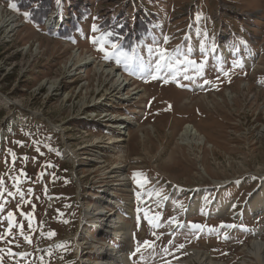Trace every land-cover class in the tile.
Instances as JSON below:
<instances>
[{"label": "rangeland", "instance_id": "1", "mask_svg": "<svg viewBox=\"0 0 264 264\" xmlns=\"http://www.w3.org/2000/svg\"><path fill=\"white\" fill-rule=\"evenodd\" d=\"M0 10L17 30L0 29V264H259L264 0H52L42 24ZM119 13L149 19L130 50L105 28Z\"/></svg>", "mask_w": 264, "mask_h": 264}, {"label": "trees", "instance_id": "2", "mask_svg": "<svg viewBox=\"0 0 264 264\" xmlns=\"http://www.w3.org/2000/svg\"><path fill=\"white\" fill-rule=\"evenodd\" d=\"M14 2L15 7L20 11H28L29 20L36 23L42 24L45 18L50 14L52 9V0H11ZM83 6H79L75 12V18H71L69 25L67 26V31L60 30V35L67 37L71 34V31L77 28V22L79 19L83 18L82 15ZM79 15L80 18H77ZM85 14L84 18H87ZM128 14L119 13L115 16L114 20L111 21L105 18V28L110 29L112 32L111 39L113 41H118L121 39L123 49L130 50L134 41L141 38L142 33L145 31L144 27L149 22L147 17L138 15L135 17L133 27H131V22L128 19ZM0 110V115L2 114Z\"/></svg>", "mask_w": 264, "mask_h": 264}, {"label": "bare ground", "instance_id": "3", "mask_svg": "<svg viewBox=\"0 0 264 264\" xmlns=\"http://www.w3.org/2000/svg\"><path fill=\"white\" fill-rule=\"evenodd\" d=\"M13 23H14V20H11V18H9V17H4L3 16V11L0 10V29H4L8 25H11L10 26V32L17 31V30H15L16 29V25L13 24ZM76 61L79 62L78 63L79 66H82V65L86 64L87 62H89L90 59L80 58L79 55H78V58L76 59ZM105 71L108 74H111L112 73V71H110V70H105ZM121 85H122L121 82H117L115 84L114 90H116V88L118 89ZM53 87H55V85H53L52 88ZM0 98H2L5 101H8L7 98L2 97V95H0ZM8 102L10 103V101H8ZM116 116L117 115H114L113 114L111 117H109V119L115 118ZM117 118H115V119H117ZM115 119H112L113 122H116ZM53 127L55 129H59L58 126H55L54 125ZM119 133H122V132H119ZM181 137H183V139L186 140L191 146H194L196 144L199 145L200 142H197L196 141V138L197 137H198L197 140H200V139L202 140V138L200 137V134H199L198 130L194 126H191V125H186L185 126L184 131L181 133ZM118 140H122V139L119 138ZM114 173H116V172H114ZM263 186H264V184H263ZM256 208L258 210H263L264 209V200ZM194 209H196V201L194 202ZM103 211H105V210H103ZM114 215H115V213H114ZM120 217L121 216H118L117 219L120 218ZM99 219L104 220L106 218L104 216L103 217L102 216H99ZM116 222H117V220H116ZM105 226L106 225H103V227H105ZM119 234H121V233H119ZM120 237H121V235H120ZM120 237H118V238H120ZM78 247H79V245H78ZM107 251L108 250H106V249L102 250V252H100V255H102V254L103 255L104 254L107 255ZM261 251L263 252V254L261 253ZM248 252L251 254L252 257H254L256 259L257 263L264 264V242H259V241L252 242L251 247L248 249ZM187 253L189 255L188 259L192 258L193 261L197 262V264H225L224 262L214 261L207 252H205L203 250H200V249H190V250L187 251ZM121 256L120 255H117V256L115 255L114 257H110V258L112 260H114V262L116 261L115 263H120V264H123L125 261L130 260L129 256H127V255H124V257H122V258H121ZM109 263H111V262H109Z\"/></svg>", "mask_w": 264, "mask_h": 264}, {"label": "snow or ice", "instance_id": "4", "mask_svg": "<svg viewBox=\"0 0 264 264\" xmlns=\"http://www.w3.org/2000/svg\"><path fill=\"white\" fill-rule=\"evenodd\" d=\"M10 6H13L14 7V5H10ZM25 15H27V14H25ZM113 47H116V45H113ZM101 50L103 51V48H101ZM161 58L163 59L164 58V56H163V54L161 55ZM12 214L11 213H9V216H11ZM147 243V242H146Z\"/></svg>", "mask_w": 264, "mask_h": 264}]
</instances>
